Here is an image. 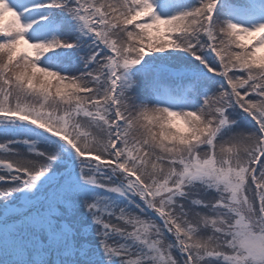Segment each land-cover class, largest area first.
Instances as JSON below:
<instances>
[{
	"label": "snow or ice",
	"instance_id": "snow-or-ice-1",
	"mask_svg": "<svg viewBox=\"0 0 264 264\" xmlns=\"http://www.w3.org/2000/svg\"><path fill=\"white\" fill-rule=\"evenodd\" d=\"M0 137V264H264V0H0Z\"/></svg>",
	"mask_w": 264,
	"mask_h": 264
},
{
	"label": "rangeland",
	"instance_id": "rangeland-1",
	"mask_svg": "<svg viewBox=\"0 0 264 264\" xmlns=\"http://www.w3.org/2000/svg\"><path fill=\"white\" fill-rule=\"evenodd\" d=\"M177 123L180 124V125L182 126V122L177 121ZM2 139H3V137H0V140H2ZM21 150H23L22 146H21ZM0 156H2V154H0Z\"/></svg>",
	"mask_w": 264,
	"mask_h": 264
}]
</instances>
